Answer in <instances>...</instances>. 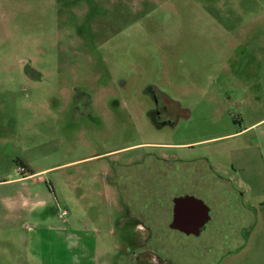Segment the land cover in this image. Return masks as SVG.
<instances>
[{"label":"rangeland","instance_id":"obj_1","mask_svg":"<svg viewBox=\"0 0 264 264\" xmlns=\"http://www.w3.org/2000/svg\"><path fill=\"white\" fill-rule=\"evenodd\" d=\"M0 264H264V0H0Z\"/></svg>","mask_w":264,"mask_h":264},{"label":"water","instance_id":"obj_2","mask_svg":"<svg viewBox=\"0 0 264 264\" xmlns=\"http://www.w3.org/2000/svg\"><path fill=\"white\" fill-rule=\"evenodd\" d=\"M172 218L170 230L186 236L199 235L209 220V210L199 199L191 196L177 197L172 200Z\"/></svg>","mask_w":264,"mask_h":264},{"label":"flooded vegetation","instance_id":"obj_3","mask_svg":"<svg viewBox=\"0 0 264 264\" xmlns=\"http://www.w3.org/2000/svg\"><path fill=\"white\" fill-rule=\"evenodd\" d=\"M175 111L176 109H174L171 104H166L164 103V99L161 95H159L158 97H154V105H153V109H151L149 111V115L151 116V119L153 122H160V124L162 123H166V120L167 121H171V119L175 116ZM213 180L215 181H223L222 177L221 176H217V175H214L213 176ZM228 192H230L229 188H228ZM230 195V193H229ZM174 199V198H173ZM172 199V200H173ZM172 200L170 201V209H171V213H170V217L172 218ZM121 206L123 209H122V215L118 216V218L116 219V222L117 223H137V222H141L143 223L145 219H143L142 217H135L133 215H131L129 213V209H128V206L122 201L121 202ZM171 218H170V221H171ZM141 221H140V220ZM209 220H210V216H209ZM208 220V222H209ZM207 222V223H208ZM170 223V222H169ZM207 223L205 224V226L207 225ZM169 225V224H168ZM169 229V228H168ZM205 229V227H204ZM203 229V231H204ZM170 230V229H169ZM174 231V230H172ZM178 232V231H177ZM180 233V232H179ZM202 233V232H201ZM200 233V234H201ZM182 234V233H181ZM199 234V235H200ZM184 235V234H183ZM186 236V235H185ZM189 236H193V235H189ZM198 236V235H197ZM196 237V236H195Z\"/></svg>","mask_w":264,"mask_h":264},{"label":"built area","instance_id":"obj_4","mask_svg":"<svg viewBox=\"0 0 264 264\" xmlns=\"http://www.w3.org/2000/svg\"><path fill=\"white\" fill-rule=\"evenodd\" d=\"M18 170H19V172H21V173L25 172V170H24L23 167H19Z\"/></svg>","mask_w":264,"mask_h":264}]
</instances>
